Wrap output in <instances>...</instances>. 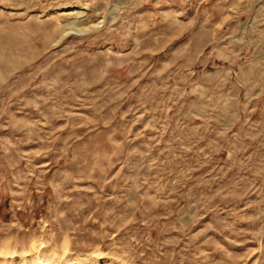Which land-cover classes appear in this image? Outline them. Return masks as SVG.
<instances>
[{
  "label": "rangeland",
  "instance_id": "rangeland-1",
  "mask_svg": "<svg viewBox=\"0 0 264 264\" xmlns=\"http://www.w3.org/2000/svg\"><path fill=\"white\" fill-rule=\"evenodd\" d=\"M36 255L264 264V0H0V264Z\"/></svg>",
  "mask_w": 264,
  "mask_h": 264
},
{
  "label": "bare ground",
  "instance_id": "bare-ground-1",
  "mask_svg": "<svg viewBox=\"0 0 264 264\" xmlns=\"http://www.w3.org/2000/svg\"><path fill=\"white\" fill-rule=\"evenodd\" d=\"M96 258V257H95ZM75 258H73L70 261L64 262L63 264H81L78 260V262H75ZM96 263V261H94ZM105 264H108L106 261L104 262ZM29 264H53V263H44V262H40V257L39 256H34L33 259L31 260V262Z\"/></svg>",
  "mask_w": 264,
  "mask_h": 264
}]
</instances>
